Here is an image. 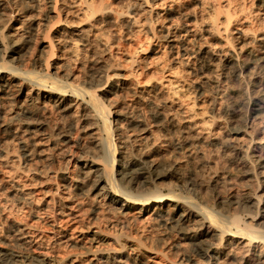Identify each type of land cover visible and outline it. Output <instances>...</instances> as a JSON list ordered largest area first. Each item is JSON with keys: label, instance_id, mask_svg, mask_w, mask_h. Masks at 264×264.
<instances>
[{"label": "bare ground", "instance_id": "6f19581e", "mask_svg": "<svg viewBox=\"0 0 264 264\" xmlns=\"http://www.w3.org/2000/svg\"><path fill=\"white\" fill-rule=\"evenodd\" d=\"M18 1L0 0V165L9 168L6 182L24 218L0 216V264H76L81 258L86 264H264V146L253 130L264 120V82L254 92L240 86L222 103L211 76L217 50L178 43L184 60L199 59L200 95L213 90L202 105L183 108L191 89L180 78L166 85L162 79L139 82L131 72L135 57H125L127 71L108 58L112 44L102 26L111 19L133 26L128 12H114L104 0H45L43 8L32 0L42 18H25ZM140 3L151 13L150 0ZM221 14L212 13L207 34L231 45L233 14ZM25 24L41 35L39 54L27 63ZM164 35L175 48L176 36ZM262 41L257 49L239 53L241 46L223 57L235 79L264 70ZM89 46L96 50L89 56L92 69L75 75L70 62ZM159 86L164 97L154 93ZM127 93L135 111L119 104ZM141 105L161 132L178 135L175 155L164 154L160 137L138 114ZM76 110L87 141L75 152L74 121L58 127L53 116ZM241 111L244 127L231 117ZM222 125L230 132L224 139L216 134ZM10 139L19 144L17 162ZM58 158L66 164L55 167ZM83 197L93 199L94 220L103 204L117 216L114 224L129 231L94 226L82 242L74 229ZM7 209V200L0 202V214ZM147 223L156 224L155 236Z\"/></svg>", "mask_w": 264, "mask_h": 264}, {"label": "rangeland", "instance_id": "374dc122", "mask_svg": "<svg viewBox=\"0 0 264 264\" xmlns=\"http://www.w3.org/2000/svg\"><path fill=\"white\" fill-rule=\"evenodd\" d=\"M264 0H150L151 13L147 11V8L140 5V0H104L114 12H128L134 25H125L122 22H114L112 19L106 21L103 24V31L107 35L109 42L112 44L111 51L108 54V58L111 62L116 63L117 67L122 71H127V64L124 59L126 56L135 57V65L132 67L131 72L134 73V79L139 82L146 80L153 81L156 79H162L166 85V81L172 80L174 76L180 78L182 84L190 87V94L188 97H183L184 108L189 106H200L205 97L212 96L213 90L205 91L200 95L197 86L198 77L196 73V67L199 64V59L196 54L190 55L186 60L185 56H182V52L178 49L177 44H186L191 50H195L198 47L209 45L217 50V69L214 73H211L212 77L217 80V87L220 91V100L224 103L227 100L233 99L235 96L233 90L239 89L240 86H245L248 91L254 92L262 89V83L264 82V70H259L255 74L246 75L241 79H235L232 75V69L230 66H224L223 57L231 50L237 49L239 53L245 50L246 47H253L257 49L261 40L264 43V6L261 2ZM32 0H19L17 2V8L25 18L37 17L41 19L42 16L35 10ZM45 0H40V7L43 8ZM221 11L224 15L225 12L230 9L233 14L229 29L232 30V43L231 45L224 44V38L214 39L208 36L206 25L211 21L212 13L215 10ZM115 15L113 14V19ZM26 34L31 37V40L27 44V49L24 54V62L32 60L39 54V45L41 43V35L38 30H32L29 24H25L23 27ZM190 31L185 33L184 31ZM166 31H169L174 37L173 43L175 48H172L168 40H164L162 36H165ZM184 32V33H183ZM184 34V35H183ZM185 36V37H184ZM170 40H173L170 39ZM181 41V42H180ZM244 44V45H243ZM147 50V53H143ZM59 49H55V53H60ZM92 52H96L94 46L83 48L79 56L78 61L70 62V66L73 73L78 76H82L87 72H90L92 65L88 63L89 56ZM258 53V52H257ZM197 63V64H196ZM259 72V73H258ZM254 73V72H253ZM261 79V80H260ZM165 89L161 86L154 89V93L159 96L165 95ZM130 94L123 95L121 99H118L119 104L122 107L131 108L135 111L131 104ZM114 97V96H111ZM186 104V105H185ZM138 112V111H137ZM137 112L135 114H137ZM243 113H234L231 117L237 121L238 126L244 127L246 121L241 120L240 115ZM139 115L141 118L151 126L153 133L160 137L159 144L164 148V154L166 156H173L177 153L176 150V133L165 134L158 128V121L152 120L149 109L141 105L139 108ZM245 114V112L243 113ZM55 125L61 126L69 121L73 120L76 128H73L70 132L71 140L73 143L70 147L71 150H77V144L81 141H87L80 136L81 127L84 125L83 117L79 110L73 111L71 116H62L55 112ZM63 117V118H62ZM112 121H113V116ZM30 121L34 120V117L29 118ZM253 130L256 131V135L260 138L261 145L264 146V120L257 121L253 125ZM165 134V135H164ZM217 136L224 139L230 134L226 125H222L217 129ZM10 156L17 162L19 156V144L16 139L8 140ZM220 152V151H219ZM64 163L60 158L55 160V167L58 165L63 166ZM8 167L0 165V202L7 200L8 209L0 214L2 218H16L23 219L24 214L22 208L16 201L6 182V176ZM7 170V172H6ZM75 171L74 169H71ZM6 172V173H5ZM240 178H233L237 185L242 186L238 182ZM22 182V181H21ZM30 190L36 194L39 191L38 186L28 185ZM93 206V199L84 198L79 203L78 224L74 229V235H80L78 239L85 241L86 233L94 226H100L106 231L113 232H128L129 230L119 228L114 223L118 221L111 211L105 210L103 204L97 206L98 220H94L89 212V209ZM92 224V225H91ZM90 225V226H88ZM147 228V232L150 236H155L159 230L154 223H147L144 225ZM85 259L81 258L76 264H86Z\"/></svg>", "mask_w": 264, "mask_h": 264}]
</instances>
